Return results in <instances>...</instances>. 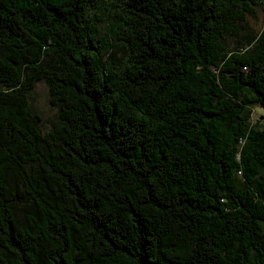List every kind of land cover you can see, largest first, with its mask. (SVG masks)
<instances>
[{"label": "trees", "instance_id": "obj_1", "mask_svg": "<svg viewBox=\"0 0 264 264\" xmlns=\"http://www.w3.org/2000/svg\"><path fill=\"white\" fill-rule=\"evenodd\" d=\"M255 108L264 0H0V264H264Z\"/></svg>", "mask_w": 264, "mask_h": 264}, {"label": "rangeland", "instance_id": "obj_2", "mask_svg": "<svg viewBox=\"0 0 264 264\" xmlns=\"http://www.w3.org/2000/svg\"><path fill=\"white\" fill-rule=\"evenodd\" d=\"M248 26L257 33L261 29L262 25V12H257V17H247ZM236 47V41H231V48ZM49 91L45 83H39L34 93L30 98L31 108L40 113L43 117L42 130L44 134L49 133L54 125L58 122L57 110L51 107L49 103ZM264 114V110L261 108H255L253 117L254 119H261Z\"/></svg>", "mask_w": 264, "mask_h": 264}]
</instances>
